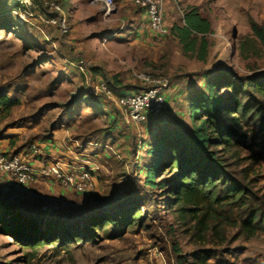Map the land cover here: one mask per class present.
I'll list each match as a JSON object with an SVG mask.
<instances>
[{"label": "rangeland", "instance_id": "obj_1", "mask_svg": "<svg viewBox=\"0 0 264 264\" xmlns=\"http://www.w3.org/2000/svg\"><path fill=\"white\" fill-rule=\"evenodd\" d=\"M114 1L116 8L106 14L101 0H0V98L7 96L17 102L9 111L1 109L0 139L16 142V137L21 138L17 131L20 123H32L31 128L48 140L40 145L44 162L51 158L44 146L55 145L60 152L67 151L66 155L48 163L60 164L82 179L84 176L83 195L69 192L53 180L58 185L56 199L51 198L55 195L40 198L43 203L40 199L26 203L4 194L0 200V264H179L178 260L197 264L194 254L201 247L191 238L188 221L176 211L172 186L148 184L157 160L151 150L165 124L193 126L190 102L198 92H208L210 80H225L230 73L234 80L264 73V46L258 42L256 51L252 46L256 39L252 22L264 24V0H166L170 28L193 8L211 21L206 61L199 60L197 53L185 54L171 34L152 43L143 11L127 0L123 4ZM133 13L136 18L132 20ZM128 23L137 29L121 32ZM140 28L144 33L138 37L135 32ZM82 61L88 63L86 73ZM132 71L169 80L165 118L162 115L149 124L137 123L128 117L124 105L122 110H109L110 99L120 96L119 85L138 94L143 90ZM103 85L111 95L102 91ZM215 92L224 98L230 93L222 87H216ZM103 94L106 104L101 100ZM250 95L264 103L253 91ZM244 125L240 134L246 138L242 146L235 147L242 161L232 159L227 167L235 179L244 180L249 172L255 188L264 192V129L245 121ZM8 127L13 128V134L5 138L3 132ZM31 145L9 153L27 154ZM223 155L232 158L230 153ZM61 160L69 164L68 170ZM160 175L157 184L176 179L174 171ZM126 209L139 212L132 225L117 216ZM8 210L14 213L10 219L28 224L27 231L40 229L45 235L47 224L53 221L62 223V229L65 224L77 227L82 235L68 242L62 241L63 234L59 238L54 235L43 246L27 248L20 241L26 234L19 238L5 232L2 217ZM111 217L117 222L102 228L89 225ZM221 230L223 241L212 237L213 243L207 246L218 251L222 264H264V233L248 239L237 235L231 226ZM77 231L73 234H79ZM41 233L37 238L44 237ZM216 263L217 259L210 264Z\"/></svg>", "mask_w": 264, "mask_h": 264}, {"label": "trees", "instance_id": "obj_2", "mask_svg": "<svg viewBox=\"0 0 264 264\" xmlns=\"http://www.w3.org/2000/svg\"><path fill=\"white\" fill-rule=\"evenodd\" d=\"M185 23L183 26H172V35L180 40L185 54L197 53L199 60L206 61L210 48L206 35L212 32L211 21L193 8L185 15ZM252 30L256 37L252 44L255 50L258 42L264 46V24L252 22ZM108 85L113 90L114 87ZM216 87L228 89L230 93L227 98L218 97ZM208 89L207 93L198 92L190 102L192 127H170L165 124L160 136L156 137L151 153L157 160L151 168L148 184L155 188L172 186L171 197L174 198L175 207H178L176 211H180L183 215L181 218L188 221V232L201 247L194 254L196 263L210 264L217 259L216 264H222L218 251L207 246L213 243L212 237L218 240L225 238L222 226H231L237 229V235L248 239L264 233V192L255 188L254 179L248 177L249 172L244 180L235 179L227 167L232 159H236L237 163L242 161L240 150L235 147L242 146V139L246 138L245 134H240L244 130V121L264 129V103L250 95L253 91L264 100V73L243 80H234L230 73L225 80L221 77L210 80ZM101 100L107 103L104 95ZM15 105L17 102L14 99L1 96L0 115L1 109L9 111ZM107 109L105 107L103 111ZM224 153H230L232 158L228 160ZM169 171L175 172V181L157 184L158 175ZM2 195L0 186V200ZM6 213L2 217L5 232L19 238L21 233L26 234V238H20V241L27 248L43 246L45 240L54 235L59 238L63 234V242H68L72 237L78 240L82 235L77 227L65 224L62 229V223L55 225L53 221L47 224L45 235L40 229L27 231V223L18 218L10 219L14 213L9 210ZM138 214V210L126 209L120 210L117 216L125 224L132 225ZM108 219L94 220L89 225L102 228L105 224L117 222L112 217ZM73 231L79 234L74 235ZM38 233L44 237L37 238ZM174 252L177 254L179 251L174 248ZM178 263L182 264V261L178 260Z\"/></svg>", "mask_w": 264, "mask_h": 264}, {"label": "built area", "instance_id": "obj_3", "mask_svg": "<svg viewBox=\"0 0 264 264\" xmlns=\"http://www.w3.org/2000/svg\"><path fill=\"white\" fill-rule=\"evenodd\" d=\"M101 1L104 2L103 8L106 14H110L116 8L114 0ZM128 1L147 15L148 25L155 42H162L170 36L171 31L166 20V0ZM81 68L86 73L87 61H82ZM131 76L139 79L144 88L139 94L135 93L131 97L122 98L121 104L127 107L129 118L137 123L150 121L157 116L160 118L162 115L165 118L168 94L171 91L169 80L156 79L159 77L148 72L132 71ZM96 89L99 88L96 87ZM102 91L107 95L112 94L108 86L103 85ZM45 158L41 146L35 143L31 145V150L27 154H13L0 148V178L8 186L29 185L38 183L42 179L53 180L69 192L80 195L84 193V176L82 179L65 171L60 164L44 162Z\"/></svg>", "mask_w": 264, "mask_h": 264}, {"label": "crops", "instance_id": "obj_4", "mask_svg": "<svg viewBox=\"0 0 264 264\" xmlns=\"http://www.w3.org/2000/svg\"><path fill=\"white\" fill-rule=\"evenodd\" d=\"M123 3H124V0H119V4H123ZM169 4H170V2H169ZM172 9H173L172 11H175V8H172ZM143 14H144V18L146 19L145 24H147V27H149L148 21H147V15L145 14V12H143ZM131 16H132V20L136 18L135 13H133ZM185 24H186L185 23V16L183 17L182 22L181 21L177 22V23L174 22V25H177V26H183ZM174 25H172V26H174ZM135 28H136V25L128 23V24H125L123 27H121L119 30L122 32L124 29H127V31H128L129 29H135ZM141 29L142 28L138 29L135 32L138 37L141 35L143 36L144 32H142ZM171 35H172V33H171ZM171 38L175 39L177 41V43L182 46V44L180 43V40L178 38H176L174 35H172ZM150 39L152 40V43H154L153 35H152V37H150ZM117 89L119 91L117 93L120 96H118V97L113 96L112 99H110L113 101V103L111 104V106H109V110L113 111V112H116L117 110H120V109L122 110V104H121L122 98L131 97L133 94H135L134 89H132L130 87L124 88V86L119 85L117 87ZM128 117H129V115H128ZM22 122H24V121H22ZM27 125L28 126H22V124L20 123V125L17 127L18 128L17 131H19L21 138L19 139V137H16L18 139V140H16V142H14L15 141L14 139L8 138V137H10L11 134H13V132L11 131V130H13V128L8 127L7 130L3 132V134L6 135L5 138H8V139H4V140L0 139V148L3 149L4 151L6 150L8 152H14L15 150H19V152H20V151L26 150L24 148V146H26L29 149V147L27 145L29 142L30 143L35 142V144H38L39 146L41 145V143L46 145L48 140L46 138H41L42 135H40V134L38 135V130L34 131L36 129L31 128L32 123H27ZM37 141L39 143H37ZM44 147H46V150H47V152H46L47 157L51 156V158L46 159L47 162H49L51 159L52 160H57V158L60 159L61 155H66V152H67V151L60 152L59 148L55 145L54 146L49 145V146H44ZM60 163L63 165V167H65L68 170V167H69L68 163H65L64 161H62ZM0 186L3 190L2 197H4L5 193H8V194H11L12 197L17 198L20 201L23 200V202H26V203H35V201H38L40 198L46 199V198L51 197V195H55V197H51V198L56 199V194H54V193H56L55 190H56V187H58L57 184H53L52 181L45 180V179H42L38 183H34V184H29V185H19L18 184V185H14L13 187H9L4 182V180L2 178H0ZM12 189H14V190H12ZM60 190H61V188H60ZM12 191L15 192V194L11 193ZM47 193H51V194H47ZM61 195H65L63 190H61ZM39 201L41 203H43L42 199H40Z\"/></svg>", "mask_w": 264, "mask_h": 264}, {"label": "water", "instance_id": "obj_5", "mask_svg": "<svg viewBox=\"0 0 264 264\" xmlns=\"http://www.w3.org/2000/svg\"><path fill=\"white\" fill-rule=\"evenodd\" d=\"M9 187H13V186H9Z\"/></svg>", "mask_w": 264, "mask_h": 264}]
</instances>
